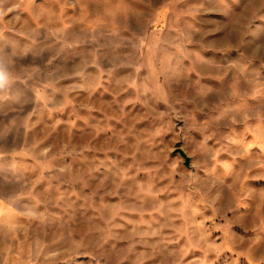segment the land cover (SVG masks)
Returning <instances> with one entry per match:
<instances>
[{
    "label": "rangeland",
    "instance_id": "rangeland-1",
    "mask_svg": "<svg viewBox=\"0 0 264 264\" xmlns=\"http://www.w3.org/2000/svg\"><path fill=\"white\" fill-rule=\"evenodd\" d=\"M0 264H264V0H0Z\"/></svg>",
    "mask_w": 264,
    "mask_h": 264
},
{
    "label": "water",
    "instance_id": "water-1",
    "mask_svg": "<svg viewBox=\"0 0 264 264\" xmlns=\"http://www.w3.org/2000/svg\"><path fill=\"white\" fill-rule=\"evenodd\" d=\"M175 152H179L182 156H184L186 164L189 163L190 159L182 148H177Z\"/></svg>",
    "mask_w": 264,
    "mask_h": 264
}]
</instances>
